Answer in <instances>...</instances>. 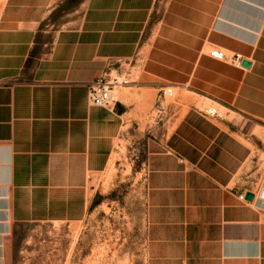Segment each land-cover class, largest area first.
I'll return each instance as SVG.
<instances>
[{
	"label": "crops",
	"instance_id": "0c3cea01",
	"mask_svg": "<svg viewBox=\"0 0 264 264\" xmlns=\"http://www.w3.org/2000/svg\"><path fill=\"white\" fill-rule=\"evenodd\" d=\"M61 1L0 0V264L19 227L85 219L116 138L165 86L177 96L145 144L143 264H264V186H238L264 145V0H83L42 43ZM127 66L115 110L93 106L90 85Z\"/></svg>",
	"mask_w": 264,
	"mask_h": 264
},
{
	"label": "rangeland",
	"instance_id": "374dc122",
	"mask_svg": "<svg viewBox=\"0 0 264 264\" xmlns=\"http://www.w3.org/2000/svg\"><path fill=\"white\" fill-rule=\"evenodd\" d=\"M81 3L67 0L58 3L46 22L48 33L40 42L50 43L53 31L67 25V15ZM126 69L130 71L131 66ZM133 72L137 74L136 70ZM130 85L132 82L117 90L114 100L118 92ZM173 92L162 111L156 98L140 125L126 127L118 135L108 167L92 178L97 193L85 219L78 223H35L19 227L14 235L11 264H143L145 144L152 129L170 118L169 107L177 96L175 89ZM209 107L217 108L209 104L202 109ZM238 186L256 192L264 186V145L253 144L250 166L240 175Z\"/></svg>",
	"mask_w": 264,
	"mask_h": 264
},
{
	"label": "built area",
	"instance_id": "2783aa9c",
	"mask_svg": "<svg viewBox=\"0 0 264 264\" xmlns=\"http://www.w3.org/2000/svg\"><path fill=\"white\" fill-rule=\"evenodd\" d=\"M210 56L217 60L228 62L229 64L236 67H240L242 63V58L239 55L227 56L219 50H211ZM131 77L132 75L130 71H122L120 69H116L111 72L108 77L97 79L89 87V102L93 106L98 108H113L116 101L114 100L115 92L120 88L129 85L132 82L130 79ZM173 89L174 88L171 86H165L159 90L157 103L160 111L164 109L163 104L166 102V100L173 96ZM202 113L205 116L211 118L220 117L218 110L214 107L205 108L203 109ZM242 197L243 196L241 195V198Z\"/></svg>",
	"mask_w": 264,
	"mask_h": 264
},
{
	"label": "water",
	"instance_id": "95a60500",
	"mask_svg": "<svg viewBox=\"0 0 264 264\" xmlns=\"http://www.w3.org/2000/svg\"><path fill=\"white\" fill-rule=\"evenodd\" d=\"M241 66L244 68H249L250 67V63L247 62L246 60H243L241 63ZM244 200L247 202H252L254 199V195L250 192H246L243 196Z\"/></svg>",
	"mask_w": 264,
	"mask_h": 264
},
{
	"label": "trees",
	"instance_id": "16d2710c",
	"mask_svg": "<svg viewBox=\"0 0 264 264\" xmlns=\"http://www.w3.org/2000/svg\"><path fill=\"white\" fill-rule=\"evenodd\" d=\"M68 2H76V1H78L79 3H81L83 0H67ZM76 8V7H75ZM32 54H34V52L32 53Z\"/></svg>",
	"mask_w": 264,
	"mask_h": 264
},
{
	"label": "bare ground",
	"instance_id": "6f19581e",
	"mask_svg": "<svg viewBox=\"0 0 264 264\" xmlns=\"http://www.w3.org/2000/svg\"><path fill=\"white\" fill-rule=\"evenodd\" d=\"M259 195H261V193H260ZM263 197H264V196H263Z\"/></svg>",
	"mask_w": 264,
	"mask_h": 264
}]
</instances>
